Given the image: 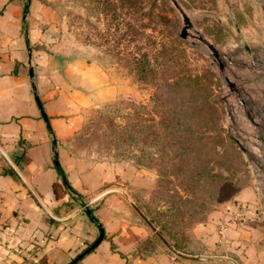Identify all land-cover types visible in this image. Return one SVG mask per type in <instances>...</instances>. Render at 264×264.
I'll use <instances>...</instances> for the list:
<instances>
[{"label": "rangeland", "instance_id": "rangeland-1", "mask_svg": "<svg viewBox=\"0 0 264 264\" xmlns=\"http://www.w3.org/2000/svg\"><path fill=\"white\" fill-rule=\"evenodd\" d=\"M179 2L192 21L186 38L181 36L184 16L172 0H30L27 29L29 17L38 19L47 38L39 46L47 49L49 44H56L62 50H72L73 57L93 62L95 75L104 87L105 96L98 95L86 107L83 124L68 144L69 152L126 170L127 165L133 175L136 169L131 164L137 166L136 179L123 178L116 184L131 195L143 219L160 224L158 211L180 208L181 199L190 193L183 187L182 170L185 173L188 164L182 163L168 173L162 168L161 160L171 161L166 154L169 148L152 143L153 136L162 130L153 121L172 106L181 111L186 125L193 120L188 99L215 100L225 130L239 138L248 151L236 141L237 148L230 142L219 145L221 154L211 157L210 168L254 185L264 210V0ZM201 34L219 49L224 72L237 90L223 78L212 51L199 39ZM243 41L251 46L252 53L244 48ZM142 54L149 61L143 76L136 69ZM185 74L201 76L200 90L188 88ZM157 104L166 107L159 111ZM205 120H199L197 127L209 129ZM129 124L137 126L135 136L141 137L134 143L118 138ZM166 135L161 132L164 140ZM150 151H157L155 158L150 157ZM204 158L200 154L199 160ZM90 198L85 200L86 209L92 207ZM222 204L204 208L203 220L175 227L172 238L182 239L185 251L201 252L192 237L193 229Z\"/></svg>", "mask_w": 264, "mask_h": 264}, {"label": "crops", "instance_id": "crops-1", "mask_svg": "<svg viewBox=\"0 0 264 264\" xmlns=\"http://www.w3.org/2000/svg\"><path fill=\"white\" fill-rule=\"evenodd\" d=\"M26 1L0 0V264H264V210L254 185L194 227L201 252L148 244L153 225L116 184L136 179L137 166L133 175L127 165L69 152L86 107L105 96L93 62L39 46L47 38L38 19L29 17L27 29ZM88 197L97 221L84 208ZM98 224L103 239L75 260L100 235Z\"/></svg>", "mask_w": 264, "mask_h": 264}, {"label": "trees", "instance_id": "trees-1", "mask_svg": "<svg viewBox=\"0 0 264 264\" xmlns=\"http://www.w3.org/2000/svg\"><path fill=\"white\" fill-rule=\"evenodd\" d=\"M137 60L138 64L136 69L143 76L147 69H149L147 55L142 54ZM184 78V82L189 85L188 88L192 92L200 90L201 84L199 83V79L201 76L199 74H185ZM187 102L189 103L188 108L192 112L193 120L186 125L183 122V117L180 115L181 111L177 107H166L164 104H157L159 111L164 107H166V111L161 113L160 119L154 120L153 124L155 127L156 124L161 126V132L165 131L167 135L164 140L161 137V132L158 131L153 136L152 143L155 146L163 144V148H169V153L166 154L171 161L161 160L162 168L165 172L168 173L170 169L174 171L176 168L188 164L185 170L186 174L184 170L182 172L184 174L183 187L186 192L190 193V196H182L183 199H181L180 208L172 207L166 211H158L159 217L157 221L159 220L160 224H156L154 219L149 221L153 224L155 231L153 237L147 240L151 246L162 241L169 245L171 249L183 251L185 250L182 245V239L172 238L171 232L175 227H182L183 225L192 224L197 220L205 219L204 208L215 205L217 202L224 203L228 200H236L238 192L248 185L241 181H235L231 176L217 174L210 168L211 157L221 154L222 149L218 148L219 145L224 147L227 144L226 142H230L237 148L235 145L236 139L232 137L230 132L225 130L220 120L221 110L218 108L217 102L211 99L203 100L197 98L188 99ZM202 118H206L205 124H207L206 126L209 129H200L199 126L197 127L199 120L201 121ZM138 124L139 126L141 125L140 123ZM129 125L131 126L121 129L118 138L124 140L126 143H134L140 140L141 137L140 135L135 136L137 126L134 127V124ZM50 129L52 130L51 125ZM237 152L241 156L239 150ZM156 154L157 151L153 153L150 151V157L152 159L156 157ZM200 154L204 155L205 158L199 160ZM177 158L183 162H177ZM57 165L60 172L65 176L59 162ZM229 168L231 171V166ZM66 182L69 189L75 192L76 190L70 183L67 180ZM180 209L182 210V216L179 217L181 213ZM90 216L93 220H98L94 214ZM189 252L193 253V251Z\"/></svg>", "mask_w": 264, "mask_h": 264}, {"label": "water", "instance_id": "water-1", "mask_svg": "<svg viewBox=\"0 0 264 264\" xmlns=\"http://www.w3.org/2000/svg\"><path fill=\"white\" fill-rule=\"evenodd\" d=\"M174 2V4L180 9V11L182 12L183 16H184V20H185V26L183 27L182 29V32H181V36L186 38L188 36V27L189 26H192V21H191V18L190 16L187 14V12L185 11V9L182 7L181 3L179 2V0H172ZM29 2L30 0H28L27 4H26V12L28 11V7H29ZM238 31H240V29L238 28ZM199 32V31H198ZM199 39L201 41H203L205 44L208 45V47L210 48V50L212 51L213 53V56H214V59L217 60L218 64H219V67L222 71V76L223 78L225 79V81L230 85L231 89L232 90H237L236 86H235V82H233L226 74H225V64L224 62L221 60V54H220V51L219 49L217 48V46L212 42L210 41L207 37H205L203 34H201L199 36ZM193 44L196 43L195 40L192 41ZM243 46L244 48H246L249 53H252L253 50L251 48V46L243 41ZM262 62V61H261ZM38 98V97H37ZM236 141L237 143L239 144V146L241 147V149H243L245 152L248 151V148L243 145L241 143V140L239 138H236ZM58 163V161H57ZM135 205V204H134ZM137 207V206H136ZM87 212L91 215L92 214V209L90 207L87 208ZM99 225V228H100V235L97 237V239L91 244L89 245L87 248H85L80 254L79 256L75 259H79L80 257H82L85 253H87L88 251L92 250L93 248H95L99 243L100 241L103 239L104 237V234H105V230L103 228V226L101 224H98Z\"/></svg>", "mask_w": 264, "mask_h": 264}, {"label": "built area", "instance_id": "built-area-1", "mask_svg": "<svg viewBox=\"0 0 264 264\" xmlns=\"http://www.w3.org/2000/svg\"><path fill=\"white\" fill-rule=\"evenodd\" d=\"M235 219L240 221L241 223L245 222L247 219L246 214L243 211H237ZM226 229V225L224 223L220 224V231L223 232Z\"/></svg>", "mask_w": 264, "mask_h": 264}]
</instances>
